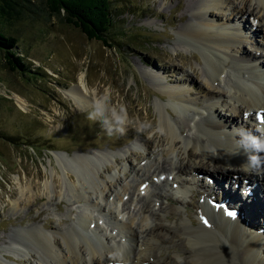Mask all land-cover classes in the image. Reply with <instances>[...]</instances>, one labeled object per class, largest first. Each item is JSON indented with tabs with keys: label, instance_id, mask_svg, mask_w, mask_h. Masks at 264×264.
Listing matches in <instances>:
<instances>
[{
	"label": "rangeland",
	"instance_id": "374dc122",
	"mask_svg": "<svg viewBox=\"0 0 264 264\" xmlns=\"http://www.w3.org/2000/svg\"><path fill=\"white\" fill-rule=\"evenodd\" d=\"M30 1L42 8L41 0ZM187 1L189 0H111V4L115 5L114 25L107 35L111 46L89 38L80 27L66 22L62 15H46L36 19L37 15L29 11L26 15L20 13V17L13 18L12 24L5 27L7 32L17 37L16 53L29 64V69L25 74L19 69H10L0 51V261L12 264H42L32 256L31 250L20 251L14 248L13 238L21 237L20 232L25 228H42L45 224L51 226L48 230L42 228L44 231L57 232L61 237V233L79 226L85 213L91 216L92 231L98 230L111 246L120 248L125 257L129 258L133 255L138 240H142L143 234L137 228L142 216L151 225L155 219V208L152 207H159L163 203L170 212L167 216L172 226L167 236L173 237L157 246L159 249L152 248L151 255L155 264H162L167 258L180 262L192 260L186 252L192 249L184 238V225L179 220L189 219L192 224H199V213L217 228L215 230L224 239H236L233 242L238 245L246 264H264V218L260 209L255 211L261 215L251 216L252 222L249 214L241 215L237 206H229L238 210L236 217L229 210L221 209V205H211L212 211L203 212L201 198L208 195L206 189L210 185L204 175L208 174L215 184L214 181L219 177L212 174L218 173L198 171L196 177L201 180L193 184L188 182L187 185L191 187L183 195L186 207L182 203L174 204L165 197L168 195L175 198L180 194L176 185L171 183L172 180L170 183H163L166 178L170 180L174 176L169 169L178 166L182 161V164H192L194 160L193 157L184 158V154L177 156L175 151L169 152L170 154L162 152L166 142L161 137L163 131L158 125L160 113L163 112L171 122L184 121L186 125L203 123L207 119L215 120L214 114L209 116L210 112L203 108L197 110L195 107V110L189 109L185 112L179 108L173 109L171 100L162 94L166 90L162 87L167 84L155 82L150 77L151 74H157V71H163L171 77L169 85L178 87L185 84L192 88L191 91L208 85L207 66L201 49L183 41L178 33L182 27L190 24L192 14L199 12L196 3L203 0H191L193 3L190 8L183 7ZM239 1L235 0L236 5H239ZM256 5L252 1L246 7L256 8ZM257 10L256 8L255 11ZM207 13L220 22L225 20V14L218 9H208ZM181 15L185 19L179 21L178 17ZM254 17L247 12L243 19L250 37L242 42V55L249 57L255 63L254 65L250 62L254 67L256 64L260 65L256 69L262 73L263 26ZM232 18L235 23L240 20L236 12ZM236 65L229 59L226 69L232 71L237 68ZM239 68L242 70L234 72L238 74L240 71L246 77L245 71L251 70L249 65L242 68L240 64ZM83 74L89 89L98 90V98L108 97L109 108L115 107L119 110L123 106L126 109L127 121L122 132L112 131L109 134L107 126H102L99 120L88 119L93 104L81 110L68 96L71 89H83L80 84ZM87 93L90 95L91 92ZM18 98L23 102L20 103ZM219 114L221 118L234 119L237 127H240V115L233 116L224 109H219ZM244 114H247L246 111L243 116ZM249 120V131L256 134L259 126L255 123V113L250 115ZM182 137H193L188 126ZM145 141L149 145L145 146ZM56 151L65 157L78 154L97 157L93 177L106 185L108 195L97 198L101 207L74 199L67 190L66 175L61 180L65 183L64 195L60 197L54 193L51 164L55 170V179H58V174L64 175L57 165L54 156ZM256 155L260 156L259 153ZM261 159L264 162V157ZM163 162L168 164L166 171L169 172L157 175L156 167ZM71 175L75 178L74 174ZM145 175H153V183L148 188L144 187L145 190L142 189L143 195H146L142 198L138 194L140 192L137 184ZM222 175L230 176L225 172ZM232 176L233 179L236 178L235 174ZM224 179V189H215L218 203L221 202L219 198L225 193V189H230ZM21 181L23 184L32 182L34 198L31 204L14 208V201L20 196ZM47 182L50 185V194L44 187ZM242 185L243 183L238 184L237 192L255 200L252 189H248L251 194H246L240 188ZM256 187H259V182H256ZM155 190L162 191L163 195L156 196ZM92 196L95 200V195ZM132 218L134 223L131 224ZM124 223L131 224L134 236L121 227ZM232 230L236 235H231ZM238 231L242 232L239 234ZM248 236L256 246L251 244ZM240 243L245 247L252 246L250 257L244 256L245 249L240 247ZM174 245L185 251L181 258L174 255ZM218 246L225 253H230L225 245ZM223 251L221 252L224 253ZM4 255L11 260L5 259Z\"/></svg>",
	"mask_w": 264,
	"mask_h": 264
},
{
	"label": "bare ground",
	"instance_id": "6f19581e",
	"mask_svg": "<svg viewBox=\"0 0 264 264\" xmlns=\"http://www.w3.org/2000/svg\"><path fill=\"white\" fill-rule=\"evenodd\" d=\"M252 1H255L257 4V12L255 11V6L254 8L246 7V5ZM192 3L193 1L189 0L184 3L183 7L190 8ZM236 3L235 0L199 1L196 3L199 12L192 14L190 24L186 27H182L178 32L183 41L190 42L195 47L201 49L200 51L204 58L205 65L207 66V87L198 88V90L195 91H191L192 88L185 86V84L174 87V85H169L171 84L169 83L171 82V77L163 71H157V74H151L150 77L155 82L167 84V86L163 85L162 89L165 88L166 90L163 91L162 94L171 100L173 109L179 108L185 112L189 109L195 110V107L197 110L198 108H203L210 112L209 116L211 113L214 114L213 116L215 118V120L207 119L203 123L196 122L194 125H186L183 123L184 121L171 122L172 120L170 121L163 112L160 113L158 125L162 129L161 131H163L161 137H163L166 142L162 152L167 154L175 151L177 152V156L179 154H184V158L193 157L194 160L192 164H182V161L178 166L169 169L170 173L174 174V176L170 177V180L166 178L163 183L167 184L172 180L171 183L176 185L177 192L180 194L176 195L177 197L175 198L168 195H165V197L171 199L174 204L182 203L184 207H186L187 203L184 204L186 201L183 195L191 187L187 185L188 182L193 184V182L195 183L200 179L196 177L199 170H209L211 173L216 172L218 175L215 173L212 174V176L219 177L214 181L215 184H213L208 174L204 175L207 180L210 181V185L207 186L206 189L208 195L201 198L200 206L203 212L205 211L207 213L212 211L211 205H221V209L223 210H229V206H237L238 209H240V214H249L252 222L251 216L257 217L261 215V213L255 211L256 209H260L263 212L262 216L264 218V197L262 198L264 195V179L262 180L264 162H262L260 167H247L248 156L251 155V153L246 152L241 147L237 130L244 129L249 131L248 125L250 126V115L257 110L263 111L262 116H264V71L262 72L260 70L262 73L258 72L256 67L260 65L256 64V67H254L251 64L255 65V63H253L249 57H244L242 55L244 51L242 42L243 40H249L250 37L247 33L248 29H246L243 22L245 13H252L255 16L254 18L263 26L262 28L264 30V0H240L239 5H236ZM211 8L218 9L222 14L224 13L225 20L220 22L217 18L210 17L207 10ZM234 12L237 13L238 19H240L238 23H235L232 18ZM184 19V15L178 17L179 21ZM263 30L262 34L264 37ZM250 35H252V33ZM229 59L237 64L235 66L237 68H233L234 70L232 71L226 69V63ZM196 60L199 61L198 59ZM240 64L242 68L249 65L251 70L245 71L247 77L244 73H240V71H238V74L235 73L237 70H242L239 68ZM80 79V84L83 89H71L68 96H70L77 107L82 110L92 105L94 100L98 99V90L94 89L91 91V88L89 89L84 74L81 75ZM88 91L89 93L91 92L90 95H88ZM17 100L20 103L23 102L19 98ZM219 109L227 110L233 116L240 115L242 118L239 125L240 127H237V123L235 124L234 119L221 118ZM166 111L171 113L170 110ZM244 111L247 113L246 115L244 114L245 116H243ZM195 113L198 114V111ZM186 126H188V130L193 133L192 138L182 137V133L185 131ZM258 126L262 128L264 122ZM144 144L147 146L149 142L145 141ZM54 156L58 167L64 173V175L58 174V179H55V170L51 164L54 193L60 197L64 195L65 183H62L63 181L61 180L66 175L65 177L68 179V181L66 180L68 184L67 190H69L74 199L84 204H92L101 207L99 203L100 200L97 198H105L108 195L106 193V185L104 183H99L95 180V177H93L96 172L95 161L97 157H94V155L83 156L79 154L76 156L73 155L74 157H65L58 151L54 152ZM71 162L72 165L70 164ZM167 165L163 162L162 165L157 166V175L169 172L166 171L168 169ZM70 172L74 174L75 178L69 174ZM224 172L230 174V176H221ZM233 174L236 176L235 179H233ZM241 178H243V180ZM223 179L228 182V188L230 189H225V193L219 198L221 202L219 201L220 203H218L215 189H217V191L219 189H224V185L222 184ZM256 182H259L258 188H260L261 193L256 187ZM150 183H153V175H145L144 178L141 179L137 184V190L140 192L138 193L140 194L139 196L145 198L146 195H143L142 189L145 190L146 188L144 189V187H147ZM242 183L243 185L240 188H242L245 193H247L246 189L251 188L254 192L253 195L255 200L250 197L241 196V193L239 194L237 192L238 184ZM234 185L236 187H233ZM44 187L48 189L47 192H50V185L48 182L44 184ZM154 194L156 196L163 195L160 190H155ZM92 195H95V200L92 198ZM238 196L241 197L239 198ZM33 198L34 188L32 182L26 184L22 182L20 196L14 201V208L31 204ZM251 208H253V211H250ZM152 209L155 217L153 223L150 225L146 222L145 216L143 215L140 223L137 225L139 232H141L143 236L142 240H138L136 243L133 255L127 258L122 253L126 264H155L151 255L152 248L160 246L163 241L172 240L173 236H167L168 232H170V228H172L171 221H169L170 218L167 216L170 214L169 210L163 203H160L159 207H152ZM202 217L203 216L199 213L198 219L201 220V222L196 225L192 224L189 219L180 218L179 220L180 223L184 225L182 230L185 233L184 238L192 249L191 251H186L190 254L192 260L180 262L169 260L168 258L164 259V257L161 263L246 264L240 255L241 253L239 252L240 249L238 245L233 242L236 241V239H232V241L228 240V238L224 239V237L218 233L219 231L215 230L217 228H215L208 219ZM133 220V218L130 220L131 224L132 222L134 223ZM205 221H207V223H205ZM130 223L121 224V227L128 230V232L134 236V229L131 227ZM90 224L91 216L85 213L81 217L79 226L77 225V228H71L63 234L61 233V237L57 232H46L43 230H48L47 228L50 227L51 224L47 226L46 224L43 225V229L38 227L25 228L20 232L21 237L13 238L14 244H12V246L20 251L31 250L32 256L39 259L42 264H114L112 254L116 250L121 251V249L111 246L107 238H104L98 230L92 231ZM238 229L242 230V227L238 226ZM233 231L234 230L231 232L232 236L236 235V232ZM154 244H156V246ZM251 244L256 246L254 242H251ZM218 245L222 247L225 245V247L230 249V253H225ZM240 247H244L245 249L244 256L250 257L249 251L252 249V246L247 245L245 247V245L240 243ZM174 248V255L177 256V258H181L183 256L182 253L184 254L185 251L178 245H174ZM4 258L9 261L11 260L6 255H4ZM0 264L12 263L0 261Z\"/></svg>",
	"mask_w": 264,
	"mask_h": 264
},
{
	"label": "trees",
	"instance_id": "16d2710c",
	"mask_svg": "<svg viewBox=\"0 0 264 264\" xmlns=\"http://www.w3.org/2000/svg\"><path fill=\"white\" fill-rule=\"evenodd\" d=\"M39 4L30 0H0V51L5 63L12 70L19 69L25 74L29 64L16 53L17 37L5 30L12 24L11 20L20 17V13L33 12L39 17L62 15L66 22L71 23L89 37L111 46L107 37L114 25L115 5L111 0H41ZM117 14V13H116Z\"/></svg>",
	"mask_w": 264,
	"mask_h": 264
},
{
	"label": "clouds",
	"instance_id": "9594fccd",
	"mask_svg": "<svg viewBox=\"0 0 264 264\" xmlns=\"http://www.w3.org/2000/svg\"><path fill=\"white\" fill-rule=\"evenodd\" d=\"M88 119L99 120L102 126H107L109 134L112 131L124 130L127 121V112L123 106L119 110L115 107L109 108V100L107 96L100 97L93 102L92 110L88 114ZM237 134L240 137L241 147L250 152L248 156L247 167L256 168L262 164V157H264V129L257 128L256 134L244 129H238ZM257 153L260 156L256 155ZM114 264H126L123 254L120 250H116L112 254Z\"/></svg>",
	"mask_w": 264,
	"mask_h": 264
},
{
	"label": "snow or ice",
	"instance_id": "6c2138e0",
	"mask_svg": "<svg viewBox=\"0 0 264 264\" xmlns=\"http://www.w3.org/2000/svg\"><path fill=\"white\" fill-rule=\"evenodd\" d=\"M261 121L264 122V116L261 117ZM205 223H207V221H205Z\"/></svg>",
	"mask_w": 264,
	"mask_h": 264
}]
</instances>
